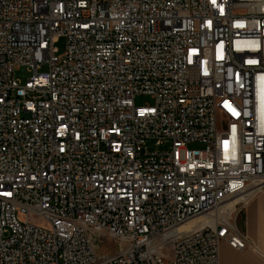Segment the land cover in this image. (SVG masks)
Here are the masks:
<instances>
[{
	"label": "built area",
	"instance_id": "2783aa9c",
	"mask_svg": "<svg viewBox=\"0 0 264 264\" xmlns=\"http://www.w3.org/2000/svg\"><path fill=\"white\" fill-rule=\"evenodd\" d=\"M263 188L264 0H0V264H219Z\"/></svg>",
	"mask_w": 264,
	"mask_h": 264
},
{
	"label": "crops",
	"instance_id": "0c3cea01",
	"mask_svg": "<svg viewBox=\"0 0 264 264\" xmlns=\"http://www.w3.org/2000/svg\"><path fill=\"white\" fill-rule=\"evenodd\" d=\"M241 227L251 245L239 250L227 243L220 246L219 264H264V188L245 205Z\"/></svg>",
	"mask_w": 264,
	"mask_h": 264
},
{
	"label": "rangeland",
	"instance_id": "374dc122",
	"mask_svg": "<svg viewBox=\"0 0 264 264\" xmlns=\"http://www.w3.org/2000/svg\"><path fill=\"white\" fill-rule=\"evenodd\" d=\"M54 46L58 49V52L56 53V56L60 58H64L65 52H66V38L64 36H60ZM47 67L43 66L42 70H46ZM16 77L20 79V81L24 84L28 78L32 75V72L28 70L27 66H22L18 68L15 72ZM136 104L141 106H147V105H153V99L150 96L147 95H141L138 96L136 99ZM191 148H204L205 144L203 143H195L189 145ZM200 216H207V215H200ZM199 217V216H198ZM97 244H99L98 249L101 251V253L104 255L107 252L114 251L115 249L118 250L119 246L115 245V243L107 242L106 240L101 239L100 241H97Z\"/></svg>",
	"mask_w": 264,
	"mask_h": 264
},
{
	"label": "bare ground",
	"instance_id": "6f19581e",
	"mask_svg": "<svg viewBox=\"0 0 264 264\" xmlns=\"http://www.w3.org/2000/svg\"><path fill=\"white\" fill-rule=\"evenodd\" d=\"M234 202V201H233ZM233 202H227L222 206L223 211H229L232 207ZM212 220L208 216H199L193 218L192 220L188 221L187 223L180 226V230H187L192 227H199L205 223L211 222Z\"/></svg>",
	"mask_w": 264,
	"mask_h": 264
}]
</instances>
